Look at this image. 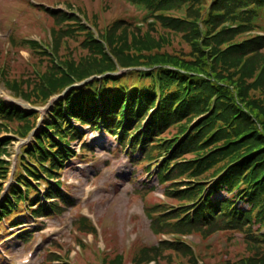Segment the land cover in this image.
Returning a JSON list of instances; mask_svg holds the SVG:
<instances>
[{"label": "rangeland", "instance_id": "374dc122", "mask_svg": "<svg viewBox=\"0 0 264 264\" xmlns=\"http://www.w3.org/2000/svg\"><path fill=\"white\" fill-rule=\"evenodd\" d=\"M215 1L199 0L194 5L182 4L181 9L167 10L165 13L168 14L164 15L178 18L185 23L187 28L183 32L187 35H194L198 31L195 22H198L201 31L207 29L199 39L202 47L210 44L218 29L230 27L228 24L237 26L234 22L236 20H246L249 23L253 21L255 29L247 27L245 33L221 43V50L224 52L235 50L239 41L264 36V9L257 12V21L232 13L235 19L225 22L224 11L228 10L227 3L224 8L213 6L216 10L213 15L223 13V16L218 24L209 23L207 27L204 21L212 13ZM233 3L236 1L228 4ZM236 6L239 5H234L233 8ZM73 17L77 20H71ZM115 22H122L117 29V37L126 32L130 41L133 36L144 41L149 38L148 40L151 39L155 45L160 46L153 51L144 52L147 57L155 53H166L187 61H194L196 58L193 45L182 37L183 32L164 28L138 3L133 4L127 0H0V98L8 97L10 101L18 104L15 105L27 110V120L33 126L23 137L21 132H25L23 129L26 124L18 120H0V140L3 143L0 148V205L4 196L16 188V180L31 172V169L42 179L39 181L36 177L30 178V182L33 185L40 183L42 194L45 193L48 176L46 174L45 178L44 174H40V164L37 163V167L33 165L36 161L27 154V148L34 144L35 133H40L45 125L51 124V113L58 102L63 101L74 90L87 85L93 87L100 80H109L106 78L109 73L94 79L90 76L84 85L74 86L65 95L61 93L55 96L52 94L60 89L50 84V78L54 76L57 77L56 80L59 79L63 71L77 73L92 66L93 58H100L93 51L96 49L93 43H89V48L83 45L87 31L79 30V24L89 29L95 39L101 42L100 33L112 28ZM103 48L109 52L107 43H103ZM211 51L209 48L205 53ZM125 52L129 53L127 50ZM132 53L135 54V51ZM236 56L237 52L221 56V64L222 57L233 60ZM202 59L206 60L204 56ZM257 63L258 68L264 66V60ZM223 65L228 69L224 68L226 72L223 70L217 78L221 80V76H224L227 79L225 81L231 82L236 90L239 88L240 74L236 72L235 75L230 63ZM148 69L116 67V87L120 89L150 85L151 79L141 77L138 73L139 70ZM153 70L155 68L150 73ZM259 73L256 69L255 79ZM253 81L248 79L245 85L250 86ZM48 83L49 89L45 88V84L49 86ZM262 90L264 72L245 93L257 96ZM45 92L51 93L48 99H43ZM82 92L93 91L87 88ZM60 95L62 97L51 101L53 97ZM261 106L264 107V101H261ZM33 108L36 109L35 113L31 110ZM206 113L192 117L193 122L189 128H195L206 117ZM146 116L147 114L143 115L128 131L127 144L129 139L143 132L141 124L144 128L149 118ZM74 124L79 125L78 122ZM180 131V126L171 125L147 144L143 154L134 149L132 158L130 155L127 157L124 153L126 149L122 150L118 138L109 136L110 133L106 135L84 128L80 131L81 137L72 140L70 134L67 143L73 149L72 153L79 155L71 163L64 165L58 176L55 175L52 179L59 178L63 182L71 200H58V212L35 213L32 218L26 213L28 210L32 212L31 203L26 206L21 203V211L28 217L23 221L24 224L20 228L10 229V220L16 214L0 224V264H240L249 256H259L261 253L264 255L263 245L259 248L261 252L257 253L255 245L247 242L248 237L253 234L245 229L243 232L193 231L184 236L164 232L167 215L164 218L161 215L170 210L179 212L180 205L185 203L169 197V193L171 189L184 188L188 174L177 178L174 184L166 183L165 178L160 180L157 176L156 166L177 167L178 164H174L177 160L174 159L178 156H170V153L165 155V151L175 144ZM193 157L194 153H188L179 159L189 160ZM46 165H49L48 162ZM212 171L203 174L208 183ZM30 194L33 199L36 198L34 192ZM239 204L241 205L238 208H248L244 203ZM248 210L251 211L250 208ZM148 214L158 224L155 229H152ZM179 214L180 212L177 215ZM81 218L87 221L83 222ZM27 228L32 238L25 241L19 235ZM261 229L263 228L256 222L250 230L258 235L263 232ZM179 241L185 242L192 254L177 252ZM163 242L175 246L170 248L160 245L157 250H153Z\"/></svg>", "mask_w": 264, "mask_h": 264}, {"label": "trees", "instance_id": "16d2710c", "mask_svg": "<svg viewBox=\"0 0 264 264\" xmlns=\"http://www.w3.org/2000/svg\"><path fill=\"white\" fill-rule=\"evenodd\" d=\"M127 1L143 5L148 10V14L157 19L164 28L175 32L186 31V24L178 18L164 15L168 14L165 12L179 10L183 7L182 4L185 6L188 3L192 5L199 3V0ZM233 1L236 3L228 4ZM224 4L228 8L224 11L225 22L235 19L232 17L235 15L257 21V12L264 9V0H216L212 5V13L204 21L207 27L209 23L218 24L221 21L220 17L223 13L213 15L216 11L213 6L224 8ZM234 5L239 6L233 8ZM71 20L77 19L73 17ZM234 22L237 26L228 24L230 27L218 29L219 31L215 32L217 34L211 38L207 47H202L203 44L199 43V39L207 29L201 31L198 22H195L198 31H195L194 35L183 32L182 37L193 45L196 55L194 61L183 60L166 53H155L147 57L144 52L153 51L160 46L155 45L153 41H150L151 39L148 40L149 38L144 41L133 36L130 41L126 32L117 37V29L122 22H115L112 28L100 33L101 42L95 39L89 29L79 24V30L87 31L85 33L87 38L83 45L89 48V43H93L96 48L93 51L100 58H93L92 66L77 73L70 74L63 71L57 80V77L50 75V84L60 89L52 95H59L65 89L85 81L90 76H102L109 73V76H106L109 80H100L98 83L95 82L93 87L87 85L74 90L63 101L58 102L51 113V124L45 125L40 133L36 132L34 144L27 148V154L36 161L32 164L35 167L40 164L42 167H38V171L41 175L44 174L45 178L46 174L48 176L45 193L41 194L40 183L33 185L30 182V178L36 177L39 181L42 179L36 171L31 169L29 175L24 174L16 180V188L11 189L1 203L0 222L20 212L21 203L24 206L31 203L34 209L31 207L32 212L29 210L26 212L33 217L35 213L58 212L59 206L56 202L68 201L63 192V183L53 179L56 183L52 184L50 180L59 174L65 162H70L78 156L72 153L67 143L70 134L71 140L81 137L79 130L71 122L72 119L78 120L83 125H89L95 130H100L102 127L106 133L118 135L123 147L128 144L132 145L133 149L140 146L141 151L146 149L151 140L174 124L180 126V135L175 144L166 149L165 155L170 153V156H178L174 159L177 160L174 164L178 165L176 168H172V165L163 166L164 169L156 166L157 176L160 180L165 178L166 183L174 184L181 176L188 174L186 177L188 181L184 188L171 189L169 193V197L183 200L185 203L180 205L179 215H177L179 212L172 210L161 215L163 218L165 214L167 215L164 232L184 236L193 231L243 232L245 229L253 234L248 237L247 242L254 244V248L258 250L257 253H260V245L264 246V107L261 106V101H264V90L257 96L247 95L245 90L249 91V87L264 72V66L258 68L257 63L264 60V36L239 41L235 50L224 52L221 50V43L224 40L230 37L236 38L239 34L245 33L247 27L256 28L253 21L249 23L246 20L240 22L236 20ZM70 35L75 34L70 33ZM103 43L108 44L109 52L104 50ZM209 48L212 51L205 53V50ZM133 51L135 54L132 53ZM231 52H237L238 56L233 60L222 57L221 64V56ZM202 56L206 60L202 59ZM223 63H230L235 75L236 72L240 74L239 88L236 90L233 89L234 85L231 82L225 81L227 79L224 76H221V80L217 78L223 73L224 68H227ZM116 67L150 68L148 71L139 70L138 73L141 77H149L152 83L148 86L118 89L117 80L114 78ZM154 68L155 71L150 73V70ZM256 69L260 73L255 79ZM73 72L76 71L73 69ZM248 79L254 80L250 86L245 85ZM50 84L48 83L49 86L45 84V88L49 89ZM87 88L93 92H82ZM44 94L43 99L51 96V93ZM26 111L17 105H8L0 98V120H18L26 124L23 129L25 132H21L23 137L33 128L27 120L29 115ZM203 112H207L206 117L202 118L195 128L190 129L192 117H199ZM145 114H147L146 118L148 116L149 118L144 128L141 124L143 132L129 139L126 144L128 131ZM181 121H183L182 124H180ZM2 145L0 140V148ZM188 153H194L195 157L189 160L179 159ZM47 162L49 165H46ZM211 170L213 171L208 183V180L203 177ZM201 186L204 188L201 189ZM198 190L202 192H197ZM31 192L36 194V198L33 199ZM222 193L225 195L223 196ZM239 203L248 205V208H238L241 205ZM148 216L151 219L152 229H155L158 224L151 215L148 214ZM15 220L18 221V219H12L10 222L13 225H19ZM80 220L87 221L82 218ZM256 222L263 228L261 229L263 232L258 235L250 230ZM20 236L26 241L30 239L31 234L25 230ZM179 244L177 252L192 254V250L185 242L179 241ZM160 245L170 248L175 246L169 242H163L153 250H157ZM240 264H264V255L261 253L259 256L257 254L249 256Z\"/></svg>", "mask_w": 264, "mask_h": 264}, {"label": "water", "instance_id": "95a60500", "mask_svg": "<svg viewBox=\"0 0 264 264\" xmlns=\"http://www.w3.org/2000/svg\"><path fill=\"white\" fill-rule=\"evenodd\" d=\"M16 104H17V103H16ZM31 110H34V111H35L36 109L33 108V109H31Z\"/></svg>", "mask_w": 264, "mask_h": 264}]
</instances>
